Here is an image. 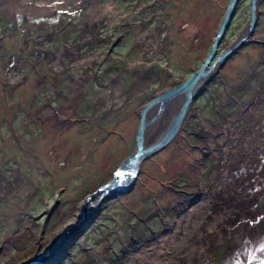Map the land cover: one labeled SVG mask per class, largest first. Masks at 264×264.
<instances>
[{"label":"rangeland","instance_id":"rangeland-1","mask_svg":"<svg viewBox=\"0 0 264 264\" xmlns=\"http://www.w3.org/2000/svg\"><path fill=\"white\" fill-rule=\"evenodd\" d=\"M35 1L0 0V264H22L77 220L86 196L134 151L142 106L202 63L229 0H37L41 9H23ZM250 1L236 4L216 54L246 26ZM256 12L254 40L215 67L177 134L141 161L132 188L87 201L97 216L85 215L79 235L68 230L62 258L44 264H130L169 229V260L193 253L210 220L172 223L235 172L221 163L238 147L229 146L239 131L232 118L246 117L264 92V0ZM172 103L149 125L145 147L164 133ZM258 144L263 153L264 139ZM251 202L202 264L264 259V179ZM237 243L247 248L243 262L229 250Z\"/></svg>","mask_w":264,"mask_h":264},{"label":"bare ground","instance_id":"bare-ground-1","mask_svg":"<svg viewBox=\"0 0 264 264\" xmlns=\"http://www.w3.org/2000/svg\"><path fill=\"white\" fill-rule=\"evenodd\" d=\"M27 8L29 9L26 11L31 12L41 9V6L39 5V1L36 0L33 5L24 7L23 9ZM263 99L264 92L261 93L257 106L251 110L246 117L242 116L241 119H238L237 116L241 113L239 112L232 118V122H239V131L237 134L229 132V134L232 135L233 141L229 146L230 148H234L238 145V147L232 150H226L221 163L225 162L224 165L235 163V172L233 174H228V179H219L215 183L207 185L201 199L192 204L191 207L183 210L172 223V225H176V223L183 221L185 225V218L187 220L188 217H192L193 214L198 215V217L201 215L202 221L210 220L211 224L204 225L206 228L202 231L200 230L198 232L199 235L195 238L198 247L194 249L193 253L189 251L187 255L179 257L178 261L175 263L169 260L171 255L168 249L171 250V248L168 244V240L171 235H176V232H172V230L169 229L168 232L171 234L167 232L161 235V239L154 238L146 247H143L140 254L136 255L137 261L130 262V264H202L207 253L220 241L221 234L224 232L225 228L245 213L251 214L253 211V209L250 208V204L253 203L251 201L259 190L260 181L264 179V152L262 153V151H260L261 145L258 144L259 138L264 139ZM172 102L173 101H171L170 104H173ZM167 106L170 105H166L164 110L168 108ZM244 113H246V111ZM162 115L163 113H161L158 118ZM255 122L257 126L253 127L252 124ZM229 123L230 121L228 120L226 125H229ZM148 127L149 126L145 129V136ZM224 129H226V127H224ZM248 129L252 130V136L255 135L254 137L247 136L246 132ZM247 147L249 148L248 150ZM238 153L240 154L237 155ZM251 153L255 154L250 155ZM216 169L212 172L213 175H216ZM224 172L219 169L220 176L221 174L223 175ZM201 224L203 223L201 222ZM213 228H215L213 232L215 236L209 235ZM188 234H185L183 239H187L186 237ZM234 245H236V247L232 245L229 250L234 252L236 254L235 257L239 260L241 259V262H243L246 254L244 251L247 250L246 245H240L241 248H239L238 243ZM252 249H255L254 245ZM165 259H167V261H165ZM229 264L240 263H237L235 258H233L232 262ZM258 264H264V259H261Z\"/></svg>","mask_w":264,"mask_h":264},{"label":"water","instance_id":"water-1","mask_svg":"<svg viewBox=\"0 0 264 264\" xmlns=\"http://www.w3.org/2000/svg\"><path fill=\"white\" fill-rule=\"evenodd\" d=\"M238 1L239 0L228 1L217 24L215 35L202 63L184 80L177 81L174 85L166 87L164 90L155 94L142 106L139 115V122L134 134V151L119 163L117 166V172L112 174V178L109 181L98 186L95 191L86 196L85 201L82 203L81 211L77 216L78 220L75 223L68 224L63 231L57 234L52 243L49 244L43 251L35 254L22 264H38L52 256L68 230L74 228L77 224L83 226L82 222L85 219V215L89 212L87 211L88 208L85 209L87 201L93 199V204H98L99 200L104 195L114 197L123 192L129 191L133 186L135 178L137 177L141 161L162 149L173 139L181 128L187 109L189 108L192 100L198 95L200 87L208 75L212 73L214 68L222 60L226 59L244 42L254 40L252 33L256 25L257 0L250 1L248 22L244 29L239 32L238 37L235 38V40L225 50L216 54L217 48L222 41L231 18L233 17ZM175 100L177 101L178 106L164 133L154 143L145 147L144 134L146 127L157 121L161 113L165 111L164 108L166 105H170V102H174ZM147 113H149V115H147ZM92 210L94 211L93 214L97 212L94 207H92L89 213H91Z\"/></svg>","mask_w":264,"mask_h":264},{"label":"flooded vegetation","instance_id":"flooded-vegetation-1","mask_svg":"<svg viewBox=\"0 0 264 264\" xmlns=\"http://www.w3.org/2000/svg\"><path fill=\"white\" fill-rule=\"evenodd\" d=\"M256 11H257V9H256ZM249 12H250V10H249ZM256 13H257V12H256ZM256 19H257V15H256ZM256 43H257V42H256ZM257 44H258V43H257ZM195 47L198 48V45H195ZM199 47H200V46H199ZM209 47H210V46H209ZM208 49H209V48H208ZM207 51H208V50H207ZM206 53H207V52H206ZM205 55H206V54H205ZM203 59H204V58H203ZM202 61H203V60H202ZM214 69H215V68H214ZM212 72H213V71H212ZM210 74H211V73H210ZM210 74H209V75H210ZM209 75H208V76H209ZM259 99H260V98H259ZM258 103H259V101H258ZM139 115H140V112H139ZM138 172H139V170H138ZM116 196H117V195H116ZM110 198H111V197H110ZM103 200H104V199H103ZM57 202H58V201H57ZM98 204H99V203H98ZM87 208H88V207H87ZM90 208H91V206H90ZM87 211H88V210H87ZM96 211H97V210H96ZM98 213H99V211L95 212V213L93 214V216L90 217V220H92L93 218H95V217L97 216ZM77 220H78V219H77ZM77 220H76V221H77ZM76 221H75V222H76ZM75 222H74V223H75ZM75 227H76V228H75ZM75 227L72 228V229H70L69 231H71V232L74 231V234L79 235V233H80L79 230H82V229H81V226H80L79 224H77ZM64 228H65V227H64ZM69 231H67V232L65 233V236H64L63 238H65L66 236H68V234L70 233ZM63 238H62V240H63ZM62 240L60 241V243H59V245L57 246L56 250L59 248L60 244L62 243ZM56 250H55L54 254L56 253ZM54 254H53V255H54ZM50 257H51V256H50ZM50 257H49V258H50ZM49 258H47V259H49ZM47 259H46V260H47ZM42 263H43V262L41 261V263H38V264H42ZM43 264H44V263H43Z\"/></svg>","mask_w":264,"mask_h":264},{"label":"trees","instance_id":"trees-1","mask_svg":"<svg viewBox=\"0 0 264 264\" xmlns=\"http://www.w3.org/2000/svg\"><path fill=\"white\" fill-rule=\"evenodd\" d=\"M205 36H206V34H205ZM190 43H191V41H189L188 44H190ZM199 48H201V45H200ZM64 252H66L65 248L62 247V246H59V248L56 250V253H55L54 255H52V256H51L49 259H47V260H43L42 262L44 263V262H46V261H50L51 263H53L55 259H61L62 256H63V254H64ZM40 263H41V262H40ZM43 263H42V264H43Z\"/></svg>","mask_w":264,"mask_h":264}]
</instances>
